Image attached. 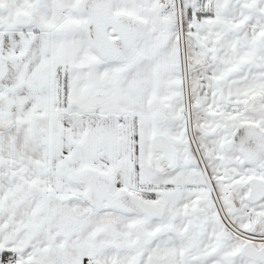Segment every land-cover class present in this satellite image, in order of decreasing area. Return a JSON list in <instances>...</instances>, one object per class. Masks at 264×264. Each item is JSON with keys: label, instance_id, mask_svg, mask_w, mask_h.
I'll return each instance as SVG.
<instances>
[{"label": "snow or ice", "instance_id": "snow-or-ice-1", "mask_svg": "<svg viewBox=\"0 0 264 264\" xmlns=\"http://www.w3.org/2000/svg\"><path fill=\"white\" fill-rule=\"evenodd\" d=\"M0 264H264V0H0Z\"/></svg>", "mask_w": 264, "mask_h": 264}]
</instances>
